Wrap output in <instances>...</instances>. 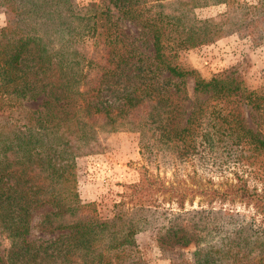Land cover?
<instances>
[{
    "label": "trees",
    "instance_id": "1",
    "mask_svg": "<svg viewBox=\"0 0 264 264\" xmlns=\"http://www.w3.org/2000/svg\"><path fill=\"white\" fill-rule=\"evenodd\" d=\"M159 1L102 0L93 8L78 0H0V10L8 14L0 27V237L10 241L0 264H143L134 237L143 228L137 214L119 210L104 218L95 202L79 198L74 143L91 139L97 123L115 130L149 105L147 114L157 110L152 121L158 138L175 140L181 155L220 141L235 146L238 161L252 163L264 155V132L252 129L244 113L255 110L264 120V95L253 96L234 72L196 76L195 92L209 95L183 119L185 78L193 72L165 52L168 44L171 49L207 44L241 28H254L264 43V4H238L221 20L192 13L191 25L185 26L182 17L203 0H175L183 9L172 15L146 14ZM123 19L147 30L149 49L143 51L139 37L122 29ZM86 36L102 40L109 58L99 79L80 90L86 74L78 44ZM38 98L39 108H31L28 103ZM232 191L263 208L264 191L250 190L245 180ZM39 209L37 225L55 235L32 240L31 217ZM254 222L251 218L248 225L228 231L220 246L198 244L190 264L225 259L264 264V249L251 255L264 237V224L258 228ZM177 230L167 231L175 237L173 244L193 239V233L179 237ZM242 230L253 231L254 238Z\"/></svg>",
    "mask_w": 264,
    "mask_h": 264
},
{
    "label": "rangeland",
    "instance_id": "2",
    "mask_svg": "<svg viewBox=\"0 0 264 264\" xmlns=\"http://www.w3.org/2000/svg\"><path fill=\"white\" fill-rule=\"evenodd\" d=\"M78 1L95 8L102 0ZM159 2L146 14L157 11L172 15L183 9L175 0ZM260 3L264 4V0H203L191 8L190 14L182 17L181 22L190 26L191 18L190 21L187 18L192 17V13L198 19L213 17L221 20L226 17L227 10L237 11L238 4ZM0 14L5 17V24L8 14L3 10ZM120 23L127 34L139 37L138 44L142 43L143 51L149 49L146 29L132 20L123 19ZM253 29L241 28L213 42L192 47L171 49L173 44H168L165 52L175 53L174 57L171 55V61L181 69L193 72L185 78L183 119L209 95L195 92L196 76L209 79L224 70L234 72L253 96L264 95V43ZM78 47L84 55L82 66L86 74L79 88L85 90L104 73L109 54L102 40L94 41L89 36L81 40ZM28 104L31 108H39L40 98ZM147 108L151 109L146 105L143 110L134 111V115L124 118L115 130L95 124L91 139L74 143L77 146L73 165L81 202H95L98 214L104 218L119 210L127 213L133 210L137 214L135 219H140L143 228L134 237L143 264H190L198 244L217 246L228 231L233 232L242 224L248 225L251 218L255 219L258 228L259 224H264V206L260 208L252 200L248 202L232 191L241 179L250 190L264 191V155L252 163L250 160L238 161L235 146L222 141L214 142L212 148L200 144L190 154L181 155L179 146L174 145L175 140L164 143L158 138L155 121H152L157 110H152L154 115H149ZM244 113L252 129L264 132V120L257 111L248 108ZM197 140L201 141L200 138ZM41 212L39 209L32 214L34 225L29 239L55 235L37 225ZM169 227L179 228L176 231L179 237L182 233H193V239L186 245L173 244L175 237L167 234ZM163 233L164 238L159 236ZM245 233L252 238L255 236L250 230H242L241 234ZM196 240L199 243H194ZM259 240L261 243L256 248L253 246L251 255L264 249V237ZM9 244L8 238L0 237V255L7 254ZM222 264L234 263L225 259Z\"/></svg>",
    "mask_w": 264,
    "mask_h": 264
},
{
    "label": "clouds",
    "instance_id": "3",
    "mask_svg": "<svg viewBox=\"0 0 264 264\" xmlns=\"http://www.w3.org/2000/svg\"><path fill=\"white\" fill-rule=\"evenodd\" d=\"M4 20H5V17L2 14H0V27H4L5 26Z\"/></svg>",
    "mask_w": 264,
    "mask_h": 264
}]
</instances>
